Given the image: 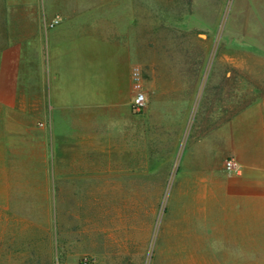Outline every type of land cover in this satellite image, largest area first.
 Wrapping results in <instances>:
<instances>
[{
  "label": "rangeland",
  "instance_id": "1",
  "mask_svg": "<svg viewBox=\"0 0 264 264\" xmlns=\"http://www.w3.org/2000/svg\"><path fill=\"white\" fill-rule=\"evenodd\" d=\"M90 9L118 17L114 27L129 32L123 42L137 60L129 97L140 85L148 104L131 107L138 134L128 146L124 111L110 122L97 106L96 139H76L74 161L62 165L64 191L33 193L59 207L22 210L32 214L33 235L49 236L48 255L32 263L165 264L176 244L180 264L201 232L196 191L236 177L226 170L233 128L262 115L264 0H0V26H11L23 47L31 26L87 19Z\"/></svg>",
  "mask_w": 264,
  "mask_h": 264
},
{
  "label": "crops",
  "instance_id": "2",
  "mask_svg": "<svg viewBox=\"0 0 264 264\" xmlns=\"http://www.w3.org/2000/svg\"><path fill=\"white\" fill-rule=\"evenodd\" d=\"M86 13L87 19L54 29L31 26L23 47L11 36V26H0V264H33V257L48 255V232L33 235L32 214L22 210L59 207L47 198L34 200L33 193L64 191L62 165L74 161L76 139H96L97 106L106 121L112 122L114 111L127 115L121 121L126 146L138 134V123L129 116L137 62L123 42L129 32L114 27L118 17L105 10ZM18 65H24L22 74ZM255 109L260 121L245 118L228 144L242 173L196 191L201 232L185 244L180 264H264V105ZM176 247L170 244L165 264H178Z\"/></svg>",
  "mask_w": 264,
  "mask_h": 264
},
{
  "label": "built area",
  "instance_id": "3",
  "mask_svg": "<svg viewBox=\"0 0 264 264\" xmlns=\"http://www.w3.org/2000/svg\"><path fill=\"white\" fill-rule=\"evenodd\" d=\"M59 24H60V18L55 17L48 22L47 27L49 29H54L58 27ZM133 76L136 80L140 79L139 68L134 69ZM135 92L136 93L134 95L131 105L135 112H141L146 108L148 104V99H147L146 93L143 92V89L140 85L135 86ZM226 170L231 176H238L242 173L243 166L237 159L232 157L228 159L226 162Z\"/></svg>",
  "mask_w": 264,
  "mask_h": 264
},
{
  "label": "bare ground",
  "instance_id": "4",
  "mask_svg": "<svg viewBox=\"0 0 264 264\" xmlns=\"http://www.w3.org/2000/svg\"><path fill=\"white\" fill-rule=\"evenodd\" d=\"M202 252H203V250H202ZM201 255V254H200Z\"/></svg>",
  "mask_w": 264,
  "mask_h": 264
}]
</instances>
